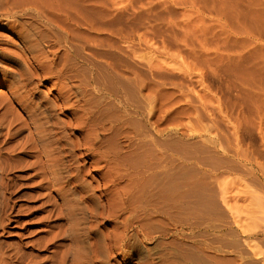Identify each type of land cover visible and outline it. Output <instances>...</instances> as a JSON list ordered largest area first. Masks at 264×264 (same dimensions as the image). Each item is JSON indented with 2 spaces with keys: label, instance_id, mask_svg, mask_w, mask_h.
Instances as JSON below:
<instances>
[{
  "label": "rangeland",
  "instance_id": "rangeland-1",
  "mask_svg": "<svg viewBox=\"0 0 264 264\" xmlns=\"http://www.w3.org/2000/svg\"><path fill=\"white\" fill-rule=\"evenodd\" d=\"M18 1L26 4L28 13L21 19H9V24L24 23V29L29 28L26 44L36 40L38 49L26 54L23 64L0 59L2 261L8 262L4 257L10 256L11 264H52L56 261L50 260L53 253L63 250L67 252V264H264V0ZM54 8L56 12L66 11L71 19H80L77 30L72 29V22L56 20ZM43 17L53 23L48 24ZM4 22H0V57L3 49L19 53L25 47L19 34L10 33ZM64 26L68 34L74 32L76 36L67 35ZM75 55L80 60L75 61ZM74 63L76 66H72ZM38 64H45V69L37 68L38 78L22 88L23 82L18 79L24 73H33ZM45 71L53 74L49 77ZM42 73H46L45 79ZM53 86L56 90L50 92ZM12 89L28 95L24 99L29 105L26 113H34L35 118L25 122L27 128L31 127L34 136L39 133L47 141L51 139L54 150L49 148V153L58 154L64 162L59 173L63 187L46 191L49 199L37 198L39 178L31 177L34 171H25L18 162L28 129L16 132L19 121L5 129L8 121L27 116L19 106L22 99L10 98L8 91ZM58 90L68 93L69 98L53 108ZM55 122L60 123L58 127ZM119 122L124 126L123 136L117 137L120 145L145 137L144 149L153 157L150 141L160 146L154 148L163 167L158 184L165 188L172 182L176 193L182 194L172 205V212L168 211L170 203L157 200L144 213L141 205L135 209L136 203L131 207L132 202H127L125 207L131 209L120 213V200L115 196L120 190L108 188L103 194L100 184L97 189V181H108L111 175L102 168L103 162L95 165L96 158L80 156L86 153L82 138L93 130L100 150H107L114 138L109 128ZM73 124H78L77 130L71 128ZM138 124L143 125L141 136ZM9 135L14 138L10 140ZM75 139L80 145L73 149ZM16 144L19 146L13 149ZM5 149L14 151L9 161ZM31 151L22 160L32 162L36 155ZM75 157H80L77 165ZM54 175L47 174V179ZM187 188L190 195L184 194ZM56 189L66 194L57 203ZM45 200L48 202L42 205ZM73 207L76 211L71 217L80 220L75 225L66 215ZM59 211L65 215L58 220ZM145 213L148 216L144 217ZM126 218L130 220L128 238L130 234L133 238L121 244L115 228H122ZM145 220L148 225L136 233L135 226ZM60 225L63 228L57 227ZM73 238L82 245L78 253L71 248Z\"/></svg>",
  "mask_w": 264,
  "mask_h": 264
},
{
  "label": "bare ground",
  "instance_id": "bare-ground-1",
  "mask_svg": "<svg viewBox=\"0 0 264 264\" xmlns=\"http://www.w3.org/2000/svg\"><path fill=\"white\" fill-rule=\"evenodd\" d=\"M22 1V0H21ZM23 3V2H22ZM21 3V4H22ZM53 3V2H52ZM19 4V5H18ZM18 4H17V0H0V8L2 9L3 8V10H1V14H0V22L1 21H6V23L4 22V25L7 27V29L9 30V32L10 33H17V34H19V39L21 40V41H23L24 43L23 44H25V47H23V50L22 51H18L19 53H17L16 51H10V50H2V56L0 57V59H3V60H5V61H8V62H12V63H14V64H17V65H19L20 63H24L25 62V59H24V57H26L25 55L26 54H32V53H34V51L35 50H37L38 49V46H37V44H38V41H33V43L31 42V44H29V45H27L26 43H27V41H26V39L28 38V32H27V30L29 29H27V30H25L24 28H26L25 27V25H24V23H21L20 22V24L18 23V22H15L14 21V23L12 24V25H10L9 23H10V21H8L9 19H15V18H17V17H20V19L21 18H24V17H22L24 14L26 15V12L27 11H25V8H24V6L26 5V4H23V5H21L20 3H19V1H18ZM30 4V3H29ZM38 4V3H37ZM17 5V6H16ZM43 5V4H42ZM15 6V7H14ZM37 6V5H36ZM45 6V5H44ZM39 7V6H38ZM43 7V6H42ZM55 7V6H54ZM21 9V11L19 12L20 14H18V12L16 13H11V11L13 12V10H17V9ZM44 9V8H43ZM11 10V11H10ZM51 10H53V8L51 9ZM56 9L54 8V13L52 12V14H54L55 15V18H56V20H60V21H62V22H65V21H69L70 23L72 22V24L74 25L73 27H72V29L74 30V29H76L77 30V27H79L78 26V22H80V19H77V17L75 18V20L74 19H71L70 18V15L65 11V12H61V11H55ZM66 10V9H65ZM4 11V12H3ZM45 11H47V10H45ZM50 11V10H49ZM3 12V13H2ZM56 12V13H55ZM74 12V11H73ZM28 13V12H27ZM35 14V13H34ZM34 14H32V17L33 16H35ZM41 14V13H40ZM36 15H39V14H36ZM43 15H44V13H43ZM54 15H53V17H54ZM75 15V14H74ZM73 15V16H74ZM79 15V14H78ZM28 17V16H27ZM26 17V18H27ZM38 17H40V16H38ZM42 17V16H41ZM40 17V18H41ZM34 18V17H33ZM44 19H45V21L47 22V21H49L48 22V24H51V23H53V21L52 20H48V19H46L45 17H43ZM42 19V18H41ZM36 20H39V19H36ZM22 21H24V20H22ZM7 22H8V24H7ZM28 22V21H27ZM30 22V21H29ZM61 22V23H62ZM26 23V22H25ZM41 22H39V23H37V24H39L40 26H41V24H40ZM55 23V22H54ZM29 24V23H28ZM27 24V25H28ZM42 24H43V22H42ZM56 24V23H55ZM54 24V25H55ZM58 24H59V22L57 23V25H56V27L58 26ZM38 25V26H39ZM63 25H65V24H63ZM1 26V25H0ZM29 26H30V24H29ZM28 26V27H29ZM32 26H33V24H32ZM34 26H37L36 24L34 25ZM61 26V24L59 25V27ZM42 27V26H41ZM65 27V26H64ZM68 27V26H67ZM31 28V27H30ZM44 28V27H43ZM66 28V27H65ZM56 29H58V27L56 28ZM55 28H54V30H56ZM35 30V29H34ZM44 30V29H43ZM62 30V29H61ZM69 30H71V27H70V29ZM37 31V30H36ZM45 31V30H44ZM53 31V30H52ZM60 31V30H59ZM66 31H67V35H71V37H74V36H76L75 35V33L71 30V32H73V33H71V34H68V28H66ZM65 31V32H66ZM75 31V30H74ZM48 32V31H47ZM46 32V33H47ZM78 32H79V28H78ZM50 33V32H49ZM55 33H57V32H55ZM70 33V32H69ZM35 34V33H34ZM47 35H48V33H47ZM47 35H45V36H47ZM52 35V34H51ZM61 35H63V33H62V31H61ZM78 35V34H77ZM40 36V35H39ZM41 36H42V33H41ZM41 36L39 37V38H41ZM65 36V35H64ZM43 37L44 36H42V39H43ZM69 36H67V38H68ZM70 37V38H71ZM46 38H48V37H46ZM45 38V39H46ZM60 38V37H59ZM66 38V37H65ZM76 38V37H75ZM77 38H79V37H77ZM73 39V38H72ZM29 40H30V38H29ZM76 40V39H75ZM74 40V41H75ZM31 41V40H30ZM29 41V42H30ZM45 41H47V40H45ZM61 42H62V39L60 40ZM68 42H69V39L67 40ZM70 41H71V39H70ZM77 41V40H76ZM75 41V42H76ZM75 42H72L71 43V45L73 44H75ZM54 43V42H53ZM56 43V42H55ZM63 43H65L64 41H63ZM79 42H77V44H78ZM40 44V43H39ZM47 44V43H46ZM58 44V43H57ZM1 45V44H0ZM8 45H9V43H8ZM49 45V44H48ZM59 45H62V44H59ZM65 45H66V43H65ZM76 45V44H75ZM74 45V46H75ZM54 46V45H53ZM58 47V46H57ZM1 48V47H0ZM4 48V47H3ZM6 49V48H5ZM72 49V48H71ZM76 49H78L77 47H76ZM70 50V49H69ZM49 51V50H48ZM66 51L68 52V50L66 49ZM76 51V50H75ZM75 51H73L74 53H75ZM43 52V51H42ZM47 52V51H46ZM56 52V51H55ZM61 52V51H60ZM71 51H69V53H70ZM73 52H71V53H73ZM80 52V51H79ZM78 52V53H79ZM39 53H40V51H39ZM52 53V52H51ZM54 53V52H53ZM66 54V52L64 53V56H66L65 55ZM35 55V54H34ZM39 55V54H38ZM48 55V54H47ZM54 55H57V54H54ZM43 56H45V54L43 55ZM77 56H79V55H77ZM77 56L75 55L74 57H75V61H77L78 59H77ZM49 57V56H48ZM47 57V58H48ZM52 57V56H51ZM56 57V56H55ZM58 57V56H57ZM60 57V56H59ZM67 57H68V55H67ZM70 57V56H69ZM32 58H35V56H33L32 55ZM61 58H63L62 56H61ZM65 58V57H64ZM63 58V60H65ZM40 59V58H39ZM71 59V58H70ZM3 60H0V62H2ZM59 60H60V58H59ZM67 60V59H66ZM73 60V59H72ZM80 60V59H79ZM18 61H20V63L18 64ZM68 61V60H67ZM74 61V60H73ZM72 61V62H73ZM74 61V62H75ZM63 62V61H62ZM62 62H60L61 64H62ZM71 62V63H72ZM27 63V62H26ZM53 64V63H52ZM76 63H74V64H72V66L73 65H75ZM63 65H65V64H63ZM32 66V65H31ZM36 66H38V67H36L35 69H34V72L33 73H29L28 72V74H26V73H24V75H21L20 76V78L18 79V80H21L22 82H23V85H21L22 86V88L23 87H26V86H30V85H32V81L35 79V78H38V75L36 74L37 73V68H40V69H45V64L43 65L44 66V68H43V66L42 65H36ZM76 66V65H75ZM3 67V66H2ZM5 67V66H4ZM49 67H51V65H49ZM48 67V68H49ZM68 67V66H67ZM77 67H78V64H77ZM6 68V67H5ZM47 68V67H46ZM72 68V67H71ZM76 68V67H75ZM57 69V68H56ZM77 69V68H76ZM75 69V71H77ZM6 71H7V69H5ZM23 70V69H22ZM48 70H50V69H48ZM73 70H74V68H73ZM18 71V70H17ZM29 71H30V69H29ZM44 70H42V72H43ZM50 71H52V70H50ZM57 71H60V68H59V70H55V73L57 72ZM22 72V71H21ZM39 72V71H38ZM45 72H47V75H49V73H48V71H45ZM53 72V71H52ZM51 72V73H52ZM65 72H66V70H65ZM68 72H69V70H68ZM71 72V71H70ZM74 72V71H73ZM5 73V72H4ZM6 73H8V72H6ZM58 73V72H57ZM44 73H42L41 75H43ZM46 74V73H45ZM44 74V75H45ZM53 74V73H52ZM51 74V75H52ZM43 75V76H44ZM47 75H45L46 77H47ZM51 75H49V77L51 76ZM59 76L61 75L60 73L58 74ZM66 75V74H65ZM4 76V75H3ZM8 76V75H7ZM45 76L43 77L44 79H45ZM62 76V75H61ZM72 76V75H71ZM77 76V75H76ZM40 77H42V76H40ZM66 77V76H65ZM73 77H74V75H73ZM72 77V78H73ZM79 77V76H78ZM42 78V79H43ZM5 79V78H4ZM61 79H62V77H61ZM40 81H41V79H39ZM64 80V79H63ZM76 80H78L77 78H76ZM37 81H38V79H37ZM40 81H38V82H40ZM67 81V80H66ZM70 81V80H69ZM72 81V80H71ZM68 82V81H67ZM94 83H96V84H98V83H102L101 81L100 82H94ZM22 84V83H21ZM99 86V85H98ZM34 87V86H33ZM65 88H66V86H65ZM8 90V89H7ZM56 89H55V87L53 86L51 89H50V92H53V91H55ZM60 90V89H59ZM58 90V91H59ZM68 90V89H67ZM67 90H66V92H67ZM70 90V89H69ZM69 90H68V92H69ZM102 91V90H101ZM107 91V90H106ZM9 92V94H10V98L11 99H15V98H20V100L22 99V102H21V104L19 105L20 107H21V109H23V110H25V115H27V116H24V118H23V120H19V119H14V121H8V123L6 124V128L5 129H7L8 127H11L16 121L18 122L19 121V129L18 130H16V132H21V131H24V130H26V129H28L27 131H28V133H27V135H26V137H24V139H23V141L25 142H23L24 144H22V146L20 145V149L21 150H19L20 152H18L19 153V155H18V157L16 156V161H17V158H18V162H22V168H24L25 169V171H34V175H31V177H37V178H39V181L36 183V189L39 191V193H37V194H39V195H37V198H39L41 201L42 200H44V199H49V195L48 194H46L45 192L46 191H49V190H53L54 188H61V186L63 187V185H62V179H61V177L59 176V173H61L62 171H63V169H64V166L65 165H63V163L64 162H62L61 161V158L58 156V154H55V155H51L49 152H50V150H49V148H51L50 146H51V142H50V140L49 141H47L46 140V138L44 137V136H40L39 135V133H38V135H36V136H34V134L31 132V127H30V129H29V127L27 128V126L25 125V122L26 121H28L29 122V120H33L32 119V117L33 118H35V114L33 113V115H32V113L29 111L28 113H26V107H28V109H29V105H28V103H26L25 104V101H24V99H26L27 97L26 96H28V95H26V96H24V94L22 93V94H19L16 90H14V89H12V90H10V91H8ZM20 92V91H19ZM57 92V91H56ZM105 92V91H104ZM58 93V96L54 99V100H52L53 101V104L52 103H50V104H52V106H53V108H55L56 106H58V105H56V103L58 102H61L62 104L63 103H67V100H68V98H69V95H68V93H61L60 91L59 92H57ZM99 93V92H98ZM109 93V92H108ZM33 94V93H32ZM102 94V93H101ZM106 95V94H105ZM112 95V94H111ZM70 96H71V94H70ZM2 98V97H1ZM108 98H110V97H108ZM107 98V99H108ZM75 99V98H74ZM42 100V99H41ZM115 100V99H114ZM40 101V100H39ZM50 101H51V99H50ZM74 101V100H73ZM27 102V101H26ZM46 102H48V101H46ZM45 102V103H46ZM36 104V103H35ZM40 104V103H39ZM46 104H48V103H46ZM50 104L48 105V106H50ZM18 105V104H17ZM121 105V104H120ZM10 106V105H9ZM31 106V105H30ZM36 106V105H35ZM40 106V105H39ZM47 106V105H46ZM51 106V107H52ZM125 106V105H124ZM58 107H60V106H58ZM109 107V106H108ZM115 107V106H114ZM5 108V107H4ZM49 108V107H48ZM111 108V107H110ZM46 108H44V110H45ZM50 109V108H49ZM48 109V110H49ZM112 109V108H111ZM6 110V109H5ZM8 110H9V108H8ZM7 110V111H8ZM39 110V109H38ZM42 110H43V108H42ZM110 109H108V111H109ZM35 111H36V109H35ZM40 111V110H39ZM59 111V110H58ZM110 111H112V110H110ZM137 111V110H136ZM138 111H141V110H138ZM51 112V111H50ZM8 113V112H7ZM7 113H5V115L7 114ZM105 113V112H104ZM108 113H111L113 116L116 114L115 112H108ZM135 113H137V112H135ZM139 113V116L140 117H142L141 116V113L140 112H138ZM43 114V113H42ZM48 114V113H47ZM111 114H110V116L108 115V117H111ZM52 115V114H51ZM117 115V114H116ZM136 115V114H135ZM143 115V114H142ZM53 116V115H52ZM80 116V115H79ZM118 116V115H117ZM15 117V116H14ZM40 117V116H39ZM113 118V117H112ZM111 118V119H112ZM114 118H116L115 116H114ZM117 118H120L119 116L117 117ZM116 118V119H117ZM42 120V119H41ZM120 120V119H119ZM118 120V121H119ZM130 120V119H129ZM6 121V120H5ZM45 121H47V120H45ZM116 120H114V122H115ZM121 121V120H120ZM3 123V122H2ZM5 123V122H4ZM52 123V122H51ZM58 123L59 122H55L54 123V126L55 127H58ZM77 123V122H76ZM121 122H119V123H115V125H113V127H111V128H109V130H111L112 132L111 133H113L111 136H114V138L116 139V143H115V141H114V138H113V140L111 141L110 139V141L112 142L111 143V145H109V148L107 149V150H103V151H101L100 150V148H99V146H98V140H97V137H96V135L93 133V130H91V133L90 134H88L86 137L84 136V138H82L83 139V141H82V143H83V146H84V144H85V154L84 155H80L82 158H87L88 160L89 159H94V158H96V159H94V161H93V163H95V165H98L99 164V161H100V164H102V162L104 163V167H102V168H107V172L111 175L110 176V179L108 180L107 178V180L108 181H105L104 179H103V181L102 180H100L99 182L97 181V189H98V185L100 184V186H101V190H102V193L104 194V192L108 189V188H116L117 190H120V192L118 191V193L115 191L116 189H114L113 191H115L114 193H115V196H117L118 198H119V200H120V202L117 200V203H118V208L117 209H121V211H120V213L123 211H126V210H130V209H127L128 207H125V204H127V202H132L131 203V205H129V206H131L132 207V204L133 203H136V208L135 209H137L138 207H137V205L139 204V205H141L142 206V208H141V210L143 211H146V209H147V207H150V206H153L155 203H156V201L157 200H162V201H165V202H168V203H170V205H169V207H168V211H170V212H172L173 211V209H174V207L172 206L174 203H176V200L180 197V195H182V194H177L176 193V188H175V186H174V184L172 183V182H169L168 183V187H160L159 186V184H158V178H159V176L163 173V171H162V169H163V167H161V165H160V156H158L159 154V152L157 151V150H155V149H159V145L155 142V141H150V143H151V148H152V150L154 151V157L153 156H149L148 155V153H147V150L146 149H144V148H146V146H145V144H144V142H145V137H139V138H137V137H135V138H137V140L135 139V141L133 142V141H131V139L130 140H128V142H126V145L124 144V145H120V143H117V137H118V135L120 136H123L122 135V131L124 130L123 128H124V126L123 125H121L120 124ZM127 123L129 124V121H127ZM12 124V125H11ZM60 124V123H59ZM130 124H131V120H130ZM129 124V125H130ZM62 125H64V124H62ZM70 125V124H69ZM83 125V124H82ZM129 125H128V127H129ZM139 125V124H138ZM137 125V126H138ZM1 126V125H0ZM29 126V125H28ZM61 126V125H60ZM111 126V125H110ZM115 126V127H114ZM136 126V125H135ZM136 126V127H137ZM140 126V127H139ZM138 127V136H141V133H143V125H142V127H141V124L139 125ZM13 127H14V125H13ZM72 127H74V129H76L77 130V127H78V124H73V125H71V128ZM92 127V126H91ZM95 127V126H94ZM64 128V127H63ZM14 129V128H13ZM60 129H62V128H60ZM65 129V128H64ZM68 129V128H67ZM123 129V130H122ZM137 129V128H136ZM10 130V129H9ZM36 130V129H35ZM37 130H39V129H37ZM129 130V129H128ZM7 131V130H6ZM12 131V130H11ZM10 131V132H11ZM90 131V130H89ZM106 131V130H105ZM8 132V131H7ZM35 132V131H34ZM48 132V131H47ZM49 132H50V130H49ZM110 132V131H109ZM135 132H137V131H135ZM12 133V132H11ZM11 133H9V134H11ZM14 133V132H13ZM121 133V134H120ZM16 134V133H15ZM15 134H13L14 136H16ZM134 135H135V133H134ZM133 135V136H134ZM10 136V135H9ZM65 136V135H64ZM7 137H8V134H7ZM13 137V136H12ZM12 137L10 136V140H12ZM50 137V136H49ZM63 137V136H62ZM110 137V136H109ZM14 138V137H13ZM20 138V137H19ZM60 138V137H59ZM59 138H57V139H59ZM134 138V137H133ZM132 138V139H133ZM128 138L126 137V140H127ZM54 140V139H53ZM60 140V139H59ZM59 140H56L55 142H56V144L58 145V142H59ZM67 140H69V139H67ZM119 140V139H118ZM4 141V140H3ZM6 141V140H5ZM14 141L15 140H13V144H14ZM108 141V140H107ZM6 142H8V141H6ZM5 142V143H6ZM19 142V141H18ZM21 142V141H20ZM19 142V143H20ZM55 142H53V143H55ZM68 142V141H67ZM71 142V141H70ZM4 143V144H5ZM8 143H10V142H8ZM15 143H17V142H15ZM18 143V144H19ZM22 143V142H21ZM78 143H80V141L77 139H75V141H72V144H71V146L73 147V149H76V147H77V144ZM146 143V142H145ZM0 144H1V142H0ZM11 145H12V143H10ZM65 144H67V143H65ZM65 144H64V146H65ZM69 145H70V143H68ZM122 144V143H121ZM9 145V144H8ZM11 145H9L10 147H11ZM53 145V144H52ZM55 145V144H54ZM78 145H80V144H78ZM5 146H6V144H5ZM16 146H19V145H14L13 146V149H14V147H16ZM29 147V148H27V149H32V151L31 152H33V154H35L36 156H33V160H32V162H29V160L28 161H25V160H22L23 159V157H24V155H25V153L27 152V151H29V150H25V148L26 147ZM60 146V145H59ZM56 147V146H55ZM63 147V146H62ZM61 147V148H62ZM67 147V146H66ZM65 147V148H66ZM7 148H9V147H7ZM12 148V147H11ZM64 148V149H65ZM69 148V147H68ZM155 148V149H154ZM16 149H17V147H16ZM51 149H53L54 150V148H51ZM56 149V148H55ZM2 150V149H1ZM5 150H7V149H5ZM58 150H60V149H58ZM3 151H4V149H3ZM11 151H13L12 149H10L9 150V152L10 153H8V150L6 151L7 153L6 154H8V161H9V159H10V157H14V155H11ZM24 151H26L25 153H23ZM29 151V152H30ZM57 150H55V151H53V152H56ZM75 151V150H74ZM1 152V155H3V153H2V151H0ZM14 152V151H13ZM29 152H27V153H29ZM48 152V155H43V154H45V153H47ZM61 152V151H60ZM59 153V152H58ZM5 154V155H6ZM12 154H14V153H12ZM38 154H41V156H39ZM60 154V153H59ZM0 155V156H1ZM42 155H43V157H42ZM79 155V154H78ZM29 156H31V154L29 155ZM29 156H27V158H30ZM4 157V156H3ZM21 158V159H20ZM1 159V158H0ZM25 159V158H24ZM31 159V158H30ZM75 165H77L78 163H77V161H79V159H80V157H75ZM3 160V159H2ZM6 160V159H5ZM8 161H6V162H8ZM5 162V163H6ZM15 163H17V162H15ZM14 163V164H15ZM98 163V164H97ZM16 165V164H15ZM74 165V164H73ZM17 166H18V164H17ZM21 166V164H19V167ZM5 167V166H4ZM3 167V168H4ZM92 167H93V165H92ZM96 167V166H95ZM6 168V167H5ZM9 168V167H8ZM77 168V167H76ZM76 168H75V170H76ZM2 169V168H1ZM80 169H82V168H80ZM8 170V169H7ZM81 172V171H80ZM26 173V172H25ZM51 173V175L52 174H54V173H56V175H54V177H52L51 179H47V174H50ZM79 173V172H78ZM65 174V173H64ZM68 174V173H67ZM106 176V175H105ZM107 177V176H106ZM77 178H78V176H77ZM75 179V178H74ZM101 182H102V184H101ZM121 183H124V186H122L121 188H119L120 186V184ZM61 185V186H60ZM116 186H118V188L116 187ZM34 187V186H33ZM35 188V187H34ZM57 190V189H56ZM191 190L189 189V188H187L186 189V191L184 192V194L185 195H190V192ZM57 192H58V194L56 195V197H54V202L55 203H57L59 200H62V199H64L65 198V193L61 190V189H58L57 190ZM114 196V197H115ZM120 196V197H119ZM116 198V197H115ZM117 199V198H116ZM44 202V201H43ZM48 202V200H45V202L44 203H42V205L44 204V205H46V203ZM75 203V202H74ZM93 203V202H92ZM116 203V204H117ZM129 203V204H130ZM111 204V203H110ZM42 205H40V206H42ZM134 205V204H133ZM77 206V205H76ZM127 206H128V204H127ZM143 206H145V208H143ZM115 207H117V205H115ZM134 209V208H133ZM87 210H89V209H87ZM95 210H97V209H95ZM55 211H56V209H55ZM76 211V208L75 207H73V208H71V210H69V213L67 212L66 213V215H67V217L69 218H71V219H73V221H71L72 223L71 224H73V225H75V224H79V222H80V220H79V218H72L71 216H74L73 215V213ZM91 211H93V209L91 210ZM135 211V210H134ZM144 211H143V213H144ZM95 212V211H94ZM128 212V211H127ZM130 212V211H129ZM47 214H48V212H46ZM60 211L57 213L58 215H56L57 216V219L59 220V217L61 216H63L64 217V215L65 214H62V215H60ZM93 213V212H92ZM117 213V212H116ZM125 213V212H124ZM123 213V214H124ZM133 213V212H132ZM45 214V213H44ZM51 214V213H50ZM110 214V213H109ZM128 214V213H127ZM129 214H131V213H129ZM134 214V213H133ZM46 215V214H45ZM95 215V214H94ZM55 216V215H54ZM111 216V215H110ZM131 217H132V215H130ZM139 216V215H138ZM145 216H148L146 213H145V215H144V217ZM44 217V216H43ZM49 217V216H48ZM125 217V216H124ZM139 218V217H138ZM61 219V218H60ZM76 219V220H75ZM117 219V218H116ZM136 219H137V216H136ZM144 219V218H143ZM147 219V218H146ZM44 220V219H43ZM42 220V221H43ZM67 220H69V219H67ZM122 220V219H121ZM128 220H129V218H126V219H124L122 222H121V227L122 228H115V230L117 229V231L119 232V240L118 241H120L121 242V244H123L124 242H125V240L126 239H132L133 238V236L131 237V234H130V238H128V235L129 234H127V228H128ZM130 221V220H129ZM139 221V220H138ZM47 222V221H46ZM119 222V221H118ZM132 222V221H131ZM137 222V221H136ZM45 223V222H44ZM130 223V222H129ZM136 224V223H135ZM69 225V224H68ZM117 225V224H116ZM146 225H148V223H147V221L145 220V222H143V223H140L139 222V224L138 225H136L135 226V232L136 233H139V232H142V229H144V227L146 226ZM56 227V226H55ZM59 229H61V228H63V226H57ZM130 227V226H129ZM54 228V227H53ZM57 228V229H58ZM89 228H91V227H89ZM55 230V229H54ZM58 231V230H57ZM77 231V230H76ZM49 233V232H48ZM52 233V232H51ZM50 233V234H51ZM115 233V232H114ZM49 235V234H48ZM52 235H54V233L53 234H51V236ZM116 235V234H115ZM139 235V234H138ZM50 237V236H49ZM83 237V236H82ZM81 238V237H80ZM135 238V237H134ZM48 240H49V238H47ZM46 239V240H47ZM51 239V238H50ZM76 239H78V238H76ZM82 239V238H81ZM58 240V239H57ZM85 240V239H84ZM51 241V240H50ZM82 241V240H81ZM134 241V240H133ZM52 242V241H51ZM83 242V241H82ZM97 242H98V240H97ZM130 242V241H129ZM73 246L71 247V248H74V251H76L77 253L78 252H80V250H81V246L79 245V242L78 241H76L74 238H73ZM71 243V244H72ZM129 244V243H128ZM62 245V244H61ZM61 245H59V246H61ZM90 245H92V244H90ZM89 245V246H90ZM59 246L57 245L56 247H58L59 248ZM94 246V245H93ZM129 246V245H128ZM58 248H55V249H58ZM95 248V247H94ZM93 248V249H94ZM107 248V247H106ZM110 248V247H109ZM90 249H92V247L90 248ZM92 249V250H93ZM118 249V248H117ZM60 250V249H59ZM71 252H72V250H70ZM94 251V250H93ZM107 251H109V250H107ZM90 252V251H89ZM94 253V252H93ZM72 254V253H71ZM76 254V253H75ZM90 254V253H89ZM107 255H109V254H107ZM91 256V255H90ZM111 256V255H110ZM1 258V257H0ZM4 259H6V260H8V262H6V263H4L3 261H2V258H1V264H2V262L4 263V264H11V262H10V260H11V257L10 256H5L4 257ZM56 260V261H54V263L52 262V264H67V262H68V260H67V252L66 251H56V252H54L53 253V256L50 258V260ZM91 259V258H90ZM51 260V261H52ZM88 260L89 259H87V262H88ZM86 261V260H85ZM82 263H84V264H87L86 262H82ZM89 263V262H88ZM79 264V263H78Z\"/></svg>",
  "mask_w": 264,
  "mask_h": 264
}]
</instances>
